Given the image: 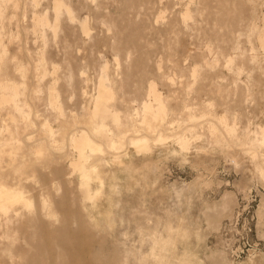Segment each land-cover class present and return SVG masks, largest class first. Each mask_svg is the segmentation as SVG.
<instances>
[{"label":"rangeland","instance_id":"1","mask_svg":"<svg viewBox=\"0 0 264 264\" xmlns=\"http://www.w3.org/2000/svg\"><path fill=\"white\" fill-rule=\"evenodd\" d=\"M0 264H264V0H0Z\"/></svg>","mask_w":264,"mask_h":264}]
</instances>
